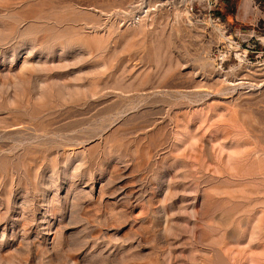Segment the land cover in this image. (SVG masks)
I'll list each match as a JSON object with an SVG mask.
<instances>
[{
    "label": "rangeland",
    "instance_id": "rangeland-1",
    "mask_svg": "<svg viewBox=\"0 0 264 264\" xmlns=\"http://www.w3.org/2000/svg\"><path fill=\"white\" fill-rule=\"evenodd\" d=\"M0 264H264V0H0Z\"/></svg>",
    "mask_w": 264,
    "mask_h": 264
},
{
    "label": "trees",
    "instance_id": "trees-1",
    "mask_svg": "<svg viewBox=\"0 0 264 264\" xmlns=\"http://www.w3.org/2000/svg\"><path fill=\"white\" fill-rule=\"evenodd\" d=\"M233 4H234V2H233Z\"/></svg>",
    "mask_w": 264,
    "mask_h": 264
},
{
    "label": "built area",
    "instance_id": "built-area-1",
    "mask_svg": "<svg viewBox=\"0 0 264 264\" xmlns=\"http://www.w3.org/2000/svg\"><path fill=\"white\" fill-rule=\"evenodd\" d=\"M214 4V3H213Z\"/></svg>",
    "mask_w": 264,
    "mask_h": 264
}]
</instances>
